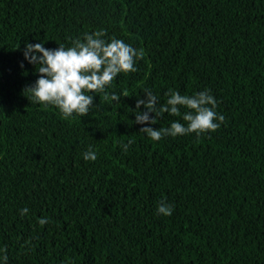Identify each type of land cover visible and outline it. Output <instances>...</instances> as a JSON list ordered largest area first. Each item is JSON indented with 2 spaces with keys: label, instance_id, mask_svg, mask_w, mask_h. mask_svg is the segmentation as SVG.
<instances>
[{
  "label": "trees",
  "instance_id": "16d2710c",
  "mask_svg": "<svg viewBox=\"0 0 264 264\" xmlns=\"http://www.w3.org/2000/svg\"><path fill=\"white\" fill-rule=\"evenodd\" d=\"M99 30L144 51L105 89L127 97L95 93L68 119L33 102L25 42L71 47ZM146 89L161 104L207 89L224 122L153 141L134 123ZM4 248L7 264H264V0H0Z\"/></svg>",
  "mask_w": 264,
  "mask_h": 264
},
{
  "label": "clouds",
  "instance_id": "9594fccd",
  "mask_svg": "<svg viewBox=\"0 0 264 264\" xmlns=\"http://www.w3.org/2000/svg\"><path fill=\"white\" fill-rule=\"evenodd\" d=\"M106 35L104 30L91 34L86 32L82 39L73 40L71 47L61 44L55 49L45 48L43 42H25L24 59L36 66L39 75L35 83L26 87L24 92L30 93L35 103L54 106L65 119L71 118L74 113L80 117L87 116L95 106V93H103L105 100L110 99L119 105L121 95H127L115 92L109 95L105 89L118 74L136 72L135 64L137 60L143 59L144 51L137 50L115 37L106 40ZM144 94V98H137L134 123L149 125L142 127L140 132L153 141H159L166 136L176 137L192 133L200 136L215 132L225 119L217 113V101L207 89L193 95H181L178 91L169 89L165 93L169 98L163 104L151 90L146 89ZM141 106L146 111H141ZM181 108L185 109L183 113ZM153 113L154 116L150 115ZM165 113L181 117L185 123L176 120L171 122L170 127L154 129L150 126L157 124ZM122 147L127 151L128 144ZM83 159L95 161L97 153L90 147L83 153ZM28 211L27 208L21 209L20 215L24 216ZM157 212L171 216L173 206L162 201ZM38 223L43 226L48 223V219L40 218ZM0 253H3L0 257L3 264H7V249H0Z\"/></svg>",
  "mask_w": 264,
  "mask_h": 264
}]
</instances>
